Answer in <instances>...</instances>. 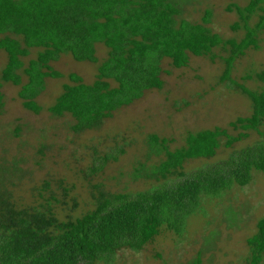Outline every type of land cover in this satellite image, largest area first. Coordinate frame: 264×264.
Masks as SVG:
<instances>
[{"label":"trees","instance_id":"trees-1","mask_svg":"<svg viewBox=\"0 0 264 264\" xmlns=\"http://www.w3.org/2000/svg\"><path fill=\"white\" fill-rule=\"evenodd\" d=\"M262 3L264 0H249L244 6H227V10L233 7L240 20L230 28L240 26L244 31L242 37L232 39L205 25L209 10L204 11L201 22L176 18L180 9L174 0H0V49L6 55L0 87L3 82L18 86L22 107L38 113L41 106L35 98L44 88L45 78L63 75L49 62L65 53L75 61L96 63L90 83L68 73L69 83L62 85L46 107L53 116L69 114L75 121L74 131L96 128L145 90L161 88L160 60L164 57L173 67H184L189 55L213 60V48L220 47L226 53L221 79L228 77L233 61L248 48L258 47L257 34L264 28ZM256 10L260 12L258 20L249 25L248 19ZM97 44L105 48L101 60L95 55ZM31 48H36V54L24 64L21 58ZM242 79H253L261 86L258 90L237 86L250 101V113L228 122L229 127L239 130L235 135L218 126L188 131L183 145L174 149L168 148V138L148 135L145 161L138 163L134 177L158 184L134 193L98 189L92 194V208L81 215L59 218L48 205L36 208L18 203L8 188L13 185L8 173L19 178L21 170L16 161L9 167L0 166V264L109 262L119 249L138 251L162 228L179 236L189 216L199 208L204 211V201L223 196L233 185H246L253 171L264 172V140L231 151L225 159L206 163L189 174L182 170L188 159L213 157L221 141L223 147L230 148L249 130L260 133L264 69ZM1 98L0 92V106ZM150 155L159 159L146 165ZM227 210L228 219L234 222L235 213ZM245 242L249 257L244 264H260L264 257V214L257 218L255 230ZM198 255L194 264L200 261Z\"/></svg>","mask_w":264,"mask_h":264},{"label":"rangeland","instance_id":"rangeland-1","mask_svg":"<svg viewBox=\"0 0 264 264\" xmlns=\"http://www.w3.org/2000/svg\"><path fill=\"white\" fill-rule=\"evenodd\" d=\"M179 5L176 18L201 22L205 10H209L205 24L223 38L239 39L243 29L230 26L240 23L230 4L244 6L249 0H174ZM264 8V3H262ZM256 10L248 19L253 25L258 20ZM258 47L248 48L232 63L228 77L221 79L224 70L220 47H214L213 60L204 56L189 55L184 67H173L166 57L160 60V89L145 90L131 103L121 106L112 115L92 129L74 131V119L67 113L53 116L46 107L52 104L64 83L66 75H79L84 83H90L96 73V63L75 61L63 53L49 62L63 75L45 78L44 88L35 98L41 106L38 113L26 110L17 97L18 86L1 83L0 106V166H11L13 161L20 168L19 178L9 172L13 185H8L14 199L25 206L46 208L57 217L81 215L92 208V194L105 192L134 193L158 184L154 180L134 177L138 163L145 161L148 151L147 136L166 137L168 148L183 145L188 131L211 129L214 126L227 129V124L237 116L250 113V101L238 85L258 90L261 84L242 76L264 69V28L257 34ZM31 48L23 63L34 57ZM95 55L101 60L105 48L96 45ZM6 61L0 49V69ZM25 76H22V82ZM260 133L249 130L246 137L234 142L230 148L221 144L211 158H191L183 163V172L189 174L206 163L225 159L231 151L264 140V121L258 127ZM121 150V151H120ZM115 156V158H114ZM159 157L150 155L146 165ZM185 222L178 236L166 228L138 251L122 248L109 262L95 264H244L249 257L245 242L255 230L257 218L264 214V172L253 171L251 180L244 186L233 185L223 196L204 201ZM227 208L235 213L232 222ZM203 211V215L202 212ZM227 211V212H226ZM229 215V216H228ZM260 264H264V257Z\"/></svg>","mask_w":264,"mask_h":264}]
</instances>
